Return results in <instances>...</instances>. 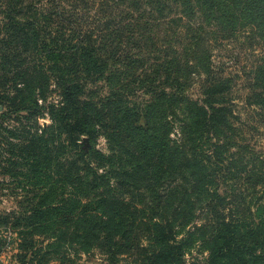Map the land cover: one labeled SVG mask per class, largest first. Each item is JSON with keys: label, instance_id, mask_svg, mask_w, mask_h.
Returning <instances> with one entry per match:
<instances>
[{"label": "trees", "instance_id": "16d2710c", "mask_svg": "<svg viewBox=\"0 0 264 264\" xmlns=\"http://www.w3.org/2000/svg\"><path fill=\"white\" fill-rule=\"evenodd\" d=\"M241 35L256 130L264 0H0V229L24 234L19 264H264V150L212 57Z\"/></svg>", "mask_w": 264, "mask_h": 264}, {"label": "rangeland", "instance_id": "374dc122", "mask_svg": "<svg viewBox=\"0 0 264 264\" xmlns=\"http://www.w3.org/2000/svg\"><path fill=\"white\" fill-rule=\"evenodd\" d=\"M212 57L214 63L217 65L224 64V69L227 74H230L236 79V86L234 95L235 107L241 118L242 122H248L247 126V138L254 143L255 147L264 150V127L259 126L258 129H250L252 124H255V109L251 106H247L243 97L246 93L244 89L246 83V75L248 70L251 68L254 60L256 59V51H252V46L248 45L246 39L241 36L232 38L231 40H224L223 44L219 48H215L212 52ZM193 96H196L197 89L194 88L190 92ZM40 124L43 126L48 124L49 118L45 115L43 118L39 119ZM172 136H176L172 134ZM86 139V141H84ZM83 147L86 148L89 145L87 137H83ZM96 148L102 152H107L108 146L106 140L100 136L96 142ZM1 179V177H0ZM14 207V202L8 195H0V211L10 210ZM0 235L4 237L3 243L5 246L3 251L0 253V264H19L18 257V243L22 242L24 239L21 235L11 234L10 231H1ZM41 249L44 250L42 246ZM70 253V251H69ZM69 259H62L61 261H50L47 264H128L129 260L121 259L115 260L110 259L107 255L102 254L98 250H92L89 253L81 252L79 255L70 254ZM188 262H194L196 264H204L205 253L200 252L197 248L190 251L186 256Z\"/></svg>", "mask_w": 264, "mask_h": 264}, {"label": "water", "instance_id": "95a60500", "mask_svg": "<svg viewBox=\"0 0 264 264\" xmlns=\"http://www.w3.org/2000/svg\"><path fill=\"white\" fill-rule=\"evenodd\" d=\"M84 141H86V139Z\"/></svg>", "mask_w": 264, "mask_h": 264}]
</instances>
